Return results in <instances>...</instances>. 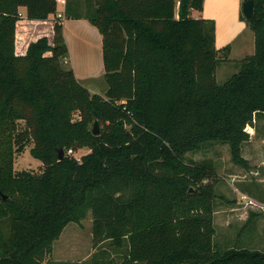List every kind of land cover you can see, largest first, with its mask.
<instances>
[{"label": "trees", "instance_id": "trees-1", "mask_svg": "<svg viewBox=\"0 0 264 264\" xmlns=\"http://www.w3.org/2000/svg\"><path fill=\"white\" fill-rule=\"evenodd\" d=\"M203 1L66 0L64 18L102 36V96L64 66L54 0H0V264H67L49 260L53 243L89 213L94 248L125 247L105 264H264V250L215 244V165L187 157L217 142L249 168L246 128L264 114V0L245 19L253 53L221 84L230 46L216 48L214 20L191 16ZM20 7L30 20L54 18L51 42L41 36L23 55ZM28 144L40 173L14 169ZM82 148L79 160L67 154Z\"/></svg>", "mask_w": 264, "mask_h": 264}, {"label": "rangeland", "instance_id": "rangeland-1", "mask_svg": "<svg viewBox=\"0 0 264 264\" xmlns=\"http://www.w3.org/2000/svg\"><path fill=\"white\" fill-rule=\"evenodd\" d=\"M246 35H249L250 46L246 43V48L242 50L238 43L241 39H245ZM253 46L252 30L247 29L231 43L230 57L237 59L250 54ZM70 53L73 55L72 51ZM67 60L68 63L64 66L73 70L76 79L83 86L91 93L104 95L106 84L103 77V62L99 54L93 56L92 48L87 47L86 50L81 42L76 41L74 56H71V59L67 56ZM239 69L240 63L237 60L222 62L215 74L217 83H223ZM254 125L255 130L248 128L251 137L242 147V155L249 164L247 169L232 163L227 144L204 142L196 152L187 153L190 159H211L215 165L217 180L214 198L216 226L214 242L219 248L228 246L248 248L257 246L260 248L263 243L261 241L264 235V213L260 211V214L255 217V226L253 221L250 224L251 228L241 219L243 208H248L244 204L242 194L261 203L264 201V114L257 117ZM30 148L31 144H28L22 152L15 154L14 169L16 171L27 170L36 174L42 171L41 161L30 154ZM87 152V148H82L73 151V155L81 157ZM251 209L259 211L256 207ZM91 225L90 213L80 223H68L59 238L54 241L49 260L62 261L67 264H94L96 258L104 261L102 262L104 264L109 259L120 260L125 247L116 248L106 241L102 244V249H106L107 253L101 254L99 247L92 246ZM254 230L255 235H253Z\"/></svg>", "mask_w": 264, "mask_h": 264}, {"label": "crops", "instance_id": "crops-1", "mask_svg": "<svg viewBox=\"0 0 264 264\" xmlns=\"http://www.w3.org/2000/svg\"><path fill=\"white\" fill-rule=\"evenodd\" d=\"M242 1L243 0H204L201 11L191 10V16L195 18L202 17L214 20L216 48L220 49L227 44L230 46L227 60L239 61L246 55L252 54L254 51L253 46V51L250 54L248 53L245 56L237 59H232L230 57L232 48L231 43L240 33L250 29L242 15ZM19 13L21 17L18 19L15 25L16 54H25L28 44L41 36H46L51 42L53 35V16H50L46 20H30L26 18L24 7L19 8ZM242 17L244 19H242ZM62 25L65 43L69 50L68 57H70V59L71 56H74L75 42L79 41L81 44H83L86 50L87 47L92 48L93 56L99 54V57H101L102 60V36L95 26H93L84 18H64L62 20ZM252 38L254 43L253 32ZM246 43L250 46L249 35H246L245 39H241V41L238 43V46L243 50L246 48ZM71 51L73 52V55L70 53ZM252 129L255 130V127H252ZM262 203H264V201ZM230 210L233 211L232 209ZM258 214H260V211H255L249 207H244L243 211L241 212V219L244 220V224H247L251 228L250 224L252 221L253 225L255 224V217ZM253 233V235H255V230ZM261 242H263L260 247L261 249L257 246H253L251 248L264 250V235Z\"/></svg>", "mask_w": 264, "mask_h": 264}, {"label": "built area", "instance_id": "built-area-1", "mask_svg": "<svg viewBox=\"0 0 264 264\" xmlns=\"http://www.w3.org/2000/svg\"><path fill=\"white\" fill-rule=\"evenodd\" d=\"M56 3V15L55 17L58 18L59 20H63L64 19V9H65V4H66V0H54ZM20 15V13H19ZM21 17V15H20ZM68 62L67 58H64L63 63L66 64ZM249 126L246 128L247 132L251 135V133L248 131ZM67 154L69 156H73L76 160H79L80 157H76L73 155V150L72 149H68L67 150ZM241 197L245 200L244 204L245 206L251 207V208H258L259 211H261L262 213H264V204L261 202H258L256 200H254L252 197L242 194Z\"/></svg>", "mask_w": 264, "mask_h": 264}, {"label": "water", "instance_id": "water-1", "mask_svg": "<svg viewBox=\"0 0 264 264\" xmlns=\"http://www.w3.org/2000/svg\"><path fill=\"white\" fill-rule=\"evenodd\" d=\"M241 11L242 15L246 20H249L254 13V1L253 0H243L241 4ZM100 128L97 120H94L92 126V133L94 135L99 134ZM63 157V150L60 149L58 152V159H62Z\"/></svg>", "mask_w": 264, "mask_h": 264}]
</instances>
